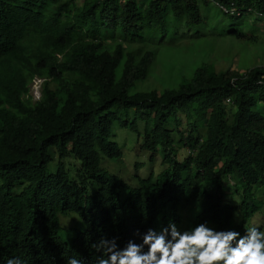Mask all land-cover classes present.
<instances>
[{
  "label": "trees",
  "instance_id": "obj_1",
  "mask_svg": "<svg viewBox=\"0 0 264 264\" xmlns=\"http://www.w3.org/2000/svg\"><path fill=\"white\" fill-rule=\"evenodd\" d=\"M210 7L221 16L209 18ZM248 15L264 22V0H0V264H97L93 244H140L149 229L178 225L183 203L196 205L187 230L264 231L248 224L264 206V65L239 73L201 63L175 87L128 92L147 78L156 43L241 38L228 26L249 28ZM118 107L132 113L119 124L161 166L133 186L98 166L100 154L121 155L110 139ZM65 157L80 161L73 177ZM68 212L83 227L66 241L59 215Z\"/></svg>",
  "mask_w": 264,
  "mask_h": 264
},
{
  "label": "rangeland",
  "instance_id": "obj_2",
  "mask_svg": "<svg viewBox=\"0 0 264 264\" xmlns=\"http://www.w3.org/2000/svg\"><path fill=\"white\" fill-rule=\"evenodd\" d=\"M81 0H76L79 4ZM209 8V7H208ZM210 12L204 10L209 18L221 16L220 12L210 7ZM214 15V16H213ZM252 16V15H251ZM246 16L250 27H242L240 24L229 25V31L241 32L242 37L237 38L231 33L228 34H208L204 36L189 37L178 39L176 42L158 44L150 47L155 49L154 59L150 65L147 78L136 81L129 93L136 91L162 90L164 88L175 87L187 77L192 70L201 63L212 65L216 72L225 70H234L239 73L246 71L253 66L264 65V22L257 21ZM209 23V22H208ZM227 28V26L225 27ZM224 28V30H225ZM118 70L116 74L118 75ZM40 78H34L29 84V94L32 100L39 97ZM116 119L111 124V137L116 146L121 151L120 157H106L99 155L98 166L110 174H116L128 186L135 185V175L139 177L147 176L148 171L157 172L161 169L158 162V155L153 161H148V153L140 150L138 141L140 137L129 129L128 125H120L119 121H130L131 111L125 112L122 108H115ZM137 131L142 133L144 122L137 118ZM57 162L55 156L46 166L47 171L53 170ZM136 165L134 167V163ZM62 168L73 177L80 161L72 157H65L61 160ZM120 197L126 193V189L121 190ZM227 202L230 200L226 199ZM195 204L183 203L179 206L180 222L177 225L178 230H187L196 211ZM264 206L255 214L248 224L264 225ZM59 223L62 227L59 237L68 241L71 237L68 229L82 228L83 223L78 219L74 212H68L65 215H59ZM246 224L245 227L248 225ZM208 227L213 229L209 223ZM248 229V228H246Z\"/></svg>",
  "mask_w": 264,
  "mask_h": 264
},
{
  "label": "clouds",
  "instance_id": "obj_3",
  "mask_svg": "<svg viewBox=\"0 0 264 264\" xmlns=\"http://www.w3.org/2000/svg\"><path fill=\"white\" fill-rule=\"evenodd\" d=\"M92 247L101 254L97 264H264V231L256 227L241 236L231 230L217 232L206 224L180 231L170 221L159 232L149 229L140 244L129 241L123 250L115 238H103ZM7 264L22 262L11 258ZM68 264L81 261L72 258Z\"/></svg>",
  "mask_w": 264,
  "mask_h": 264
},
{
  "label": "built area",
  "instance_id": "obj_4",
  "mask_svg": "<svg viewBox=\"0 0 264 264\" xmlns=\"http://www.w3.org/2000/svg\"><path fill=\"white\" fill-rule=\"evenodd\" d=\"M223 11H226L225 9L222 8ZM229 10H232V9H229Z\"/></svg>",
  "mask_w": 264,
  "mask_h": 264
}]
</instances>
